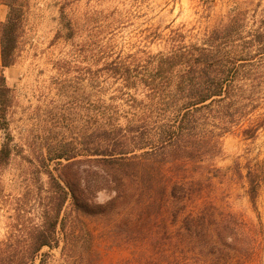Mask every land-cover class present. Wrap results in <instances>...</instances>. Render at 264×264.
Returning <instances> with one entry per match:
<instances>
[{"label": "trees", "instance_id": "1", "mask_svg": "<svg viewBox=\"0 0 264 264\" xmlns=\"http://www.w3.org/2000/svg\"><path fill=\"white\" fill-rule=\"evenodd\" d=\"M0 170L13 154L7 122L12 90L5 71L14 65L29 0H0ZM64 6L60 24L73 37ZM238 16L186 43L177 33L167 52L133 65L104 64L119 81L117 93L88 100L85 131L76 146L61 141L39 161L48 178L39 187L40 221L15 224L0 240V264H44V248L60 246L66 264H104L96 236L83 217L112 221L102 236L128 244V264H252L263 251L264 224L257 197L264 169L235 162L231 174L255 222L234 211L218 188L225 172L212 165L221 139L239 128L254 140L264 127V62L243 44ZM236 25V27L232 26ZM141 89V96L136 91ZM134 91V92H131ZM228 180V179H227ZM219 190L221 192H219ZM111 196L95 201L99 192ZM0 180V199L3 197Z\"/></svg>", "mask_w": 264, "mask_h": 264}, {"label": "rangeland", "instance_id": "2", "mask_svg": "<svg viewBox=\"0 0 264 264\" xmlns=\"http://www.w3.org/2000/svg\"><path fill=\"white\" fill-rule=\"evenodd\" d=\"M60 5L74 30L70 39L60 24ZM6 11L0 4V21ZM25 13L15 63L5 71L12 90L6 118L13 154L0 170L4 194L0 199V240L15 224L40 221L37 190L42 185L41 193H45L48 178L39 161L46 149L58 141L77 147L86 127L87 101L100 94V87L104 98L117 93L120 83L103 68L105 63L113 60L130 66L149 54L167 52L179 39L177 33L186 43L199 42L206 31L227 24L234 15L239 18L240 33L235 45L244 50L251 46L244 42L260 35L259 44L250 51L255 52V60L264 62V0H29ZM136 94L141 96V89ZM257 113H264V105ZM247 161L264 169V127L254 140L244 139L240 129L233 128L222 137L221 154L212 162L228 179L217 186L231 208L255 222L244 185L231 174L235 162L243 169ZM110 196L102 191L95 201L104 203ZM257 211L264 224V181ZM83 219L96 236L101 235L104 264H128V244L102 236L112 221ZM43 251L48 253L44 264H66L60 246ZM252 264H264V251Z\"/></svg>", "mask_w": 264, "mask_h": 264}, {"label": "crops", "instance_id": "3", "mask_svg": "<svg viewBox=\"0 0 264 264\" xmlns=\"http://www.w3.org/2000/svg\"><path fill=\"white\" fill-rule=\"evenodd\" d=\"M262 247H263V251H264V236H263V241H262Z\"/></svg>", "mask_w": 264, "mask_h": 264}]
</instances>
